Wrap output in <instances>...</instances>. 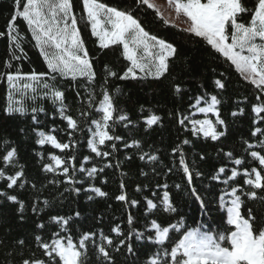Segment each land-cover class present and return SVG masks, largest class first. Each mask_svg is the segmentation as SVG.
I'll return each mask as SVG.
<instances>
[{"label":"trees","instance_id":"obj_1","mask_svg":"<svg viewBox=\"0 0 264 264\" xmlns=\"http://www.w3.org/2000/svg\"><path fill=\"white\" fill-rule=\"evenodd\" d=\"M72 2L77 27L89 52L96 78L89 82L85 78L73 81L59 75L56 77L54 83L65 93L66 114L80 121V130L73 132L71 137L76 142L75 147L61 152L50 144L42 146L37 143L39 131L48 134L55 129L51 134L62 143L69 141L68 132L72 131L67 129L66 121L57 111L59 105H54L50 98L38 97L32 100L29 92L25 97L26 111L23 114L6 113L10 89L5 73L19 72L22 77H26L33 72L48 73L49 70L22 19H17L15 23L23 37L24 54L21 55L20 50L14 48L7 35V25L13 14V0H0V32L5 33L0 36V157L13 148L17 153L14 166L6 167L0 159V168H5L7 175H14L20 170L24 173L17 186L12 189L7 188L6 179L0 178V191L16 195L24 203V210L21 212L17 203L0 197V264H23L24 260L32 259L47 260L35 237L39 235L43 241L50 243L53 232H59L61 236L71 235L74 241H78L83 233L92 232L96 234L94 239L97 243H101L102 232L113 240L112 246L105 245L112 264H148L152 254L161 247L154 239L147 238L149 235L154 236V230H150L152 219L165 224L183 222L184 228L181 232L170 233L172 240H178L184 230L200 225H204L205 229L210 226L213 231L225 230L228 227L223 223L225 213L219 209L218 201L220 190L225 186L213 180L212 176L221 166L226 168V174L221 179L230 175L233 167L241 172L243 168H260L258 161H254L249 153L260 151L264 155V150L259 146L264 136L259 133L252 135L255 127L264 130V120L254 123L258 117L252 111L253 105L264 103V95L245 81L235 67L216 53L206 41L165 23L147 5L139 3L138 0H99L108 6L131 12L146 31L172 43L177 49L175 55L168 60V72L159 79L144 75H139L136 79H119L130 66L122 55L121 45L100 48L98 39L91 33V24L87 22L83 0ZM249 19L248 15H244L242 22ZM13 54L21 58L13 59ZM108 71L116 72L117 76H109ZM216 79H221L226 87L216 88ZM23 82L27 81L22 79L19 83ZM177 85L180 92L175 90ZM104 90L113 97L115 115L124 114L128 117L126 121L117 120L112 123L110 134L121 139L101 146L102 151L111 153L106 158L97 157L91 152L87 145L90 137L86 130L88 125L85 118L80 116L81 111H87L90 113L87 118L89 121L99 118L95 109ZM205 93L217 95L221 101L218 108L226 127L218 126V129L224 130L226 135L217 141L202 135L193 136L191 125L187 121L186 126L178 123L183 116L195 112L189 105L194 103L195 97ZM89 94L95 97L92 108H88ZM22 95L23 93L16 94L14 99H21ZM257 95H261L260 101L256 99ZM32 107L44 109L43 112L35 114L39 123L32 120ZM233 112L237 115L233 116ZM153 114L160 116L161 121L149 127L145 121ZM260 115L264 116V113ZM191 118H208L215 122L212 114H207L206 117L203 113H195ZM186 139L189 143L183 144ZM133 141H137L138 146ZM248 143L254 147L248 149ZM178 145L193 175L191 187H195L204 200L205 210L201 209L200 202L191 195L190 186L179 164L180 151L173 153ZM229 151L233 153L232 159L224 155ZM51 154L66 160L68 157H75L74 161L69 162L74 165L75 170L69 166L68 174L75 183H67L68 177L60 169L55 172L44 170L45 164L53 163L50 160ZM142 155L143 160L140 159ZM86 156L90 157L88 161L84 160ZM150 156H156L157 159L151 160ZM235 158H241L244 163L241 166L234 165L232 160ZM108 164L111 167L105 166ZM81 166L86 169L96 167L98 171L89 177L86 172L80 171ZM101 168L102 172L99 171ZM197 173L200 175L197 176ZM243 180L241 175L237 177L235 184L243 185ZM21 183L23 187H19ZM121 183L124 184L123 190ZM165 184L168 186L166 189L162 187ZM178 184L180 188L176 187ZM229 184H233V181H229ZM244 187L247 191L252 190L248 186ZM92 188H100L107 195L98 196ZM122 191L127 196V202L116 199ZM164 191H169L175 212L163 210L160 200ZM257 191L258 197L255 200L241 197L245 201L242 214L247 216V210L251 209L259 219L264 217V200L260 199L264 196V191ZM148 199L157 204V209H147ZM133 200L137 201L135 206L131 204ZM45 201L48 203L45 204ZM34 205L37 209L35 212ZM129 214L133 217L132 225L128 223ZM52 216L70 218L69 224L62 230L60 225L51 220ZM39 224H44V227H37ZM117 225L122 235L112 231ZM133 229L136 231L133 232ZM137 233L143 235L138 239ZM120 240H125V244L120 245ZM128 244L132 245L133 253L127 251ZM168 245L169 242H166L165 247ZM89 257L90 264H109L91 242Z\"/></svg>","mask_w":264,"mask_h":264},{"label":"snow or ice","instance_id":"obj_2","mask_svg":"<svg viewBox=\"0 0 264 264\" xmlns=\"http://www.w3.org/2000/svg\"><path fill=\"white\" fill-rule=\"evenodd\" d=\"M138 2L147 5L149 8L154 7L149 0H138ZM168 2H174L176 12L178 14L182 12L187 17L190 26L186 30L189 33L206 41L216 53H219L226 61L230 62V65L235 67L245 81L255 86L260 94L264 95V0H204V2L202 0H168ZM83 10L86 13L87 22L91 24L92 35L99 38L100 48L108 49L113 45H122V55L130 62V66L126 68L123 75L118 77L119 79H136L138 72L145 77L153 76L159 79L168 72V60L175 55L177 49L172 43L146 31L131 12L108 6L99 0H83ZM157 15L160 14L157 13ZM244 15L250 17L247 22H242ZM17 19H22L26 23V27L31 33V39L43 56L49 72L39 74L33 72L26 77H22L19 72L15 74L5 73L10 89L6 113L23 114L26 111L25 97L29 92L32 94V100H36L38 97L50 98L54 105H59L57 111L61 118L66 121L67 129L72 131L68 132L69 141L63 143L51 134L55 129H52L48 134L39 131L37 143L42 146L50 144L61 152L70 150L75 147L76 142L71 137L73 132L80 130V121L73 118L72 115L66 114L65 93L54 82L57 75L64 79L71 78L73 81L78 78H85L91 82L96 78L93 63L89 59V52L84 46L77 27L78 22L73 12V2L72 0H13V14L7 25V35L14 48L19 49L23 55V37H21L19 27L15 23ZM164 22L168 23L167 21ZM3 35L5 33L0 32V36ZM12 58L20 59L21 56L13 54ZM108 75L117 76V73L108 71ZM221 75L223 76V74ZM22 79L27 82L19 83ZM214 83L218 89L226 87L221 79H216ZM175 90L181 91L178 85ZM20 93H23L21 99H14V96ZM77 95L80 94L77 93ZM261 95L256 96L258 101L261 100ZM94 99L95 97L89 94L88 108L93 107ZM220 103L217 95L205 93L197 96L194 103L189 105V108L194 109L195 112L183 116L178 120V123L186 126L187 121L191 125L193 136L202 135L204 138L217 141L226 135L224 130L218 129V126L226 127L225 121L220 118L218 108ZM201 104L205 106H201ZM31 111L33 122L39 123L35 114L43 112L44 109L32 107ZM95 111L99 118H92L89 121L87 118L90 113L87 111H81L80 116L85 118L88 125L86 130L90 137L87 139V145L91 152L97 157L106 158L111 153L102 151L101 146H104L106 142L121 139L119 136L110 134L109 129L112 123L117 120L126 121L128 117L124 114L115 115L114 100L107 90L102 92V99ZM252 111L258 117L254 123L258 124L264 120V116L260 115L264 113V103L253 105ZM196 112L203 113L206 117L207 114L214 115L215 122L208 118L192 119L191 116L195 115ZM232 115L235 116L237 113L233 112ZM160 121L161 117L153 114L148 116L145 122L151 127ZM258 133L264 136V130L255 127L252 135L256 136ZM133 143L138 146L137 141H133ZM188 143L187 139L183 141V144ZM259 146L264 150V140L259 142ZM112 147L115 149L114 144ZM247 147L252 149L254 145L248 143ZM177 151H180L179 145L173 149V153L175 154ZM249 154L254 161H258L260 168H243L241 172L233 167L230 169V175L221 179V176L226 174V168L221 166L212 176L213 180L225 186L220 190L218 201L219 209L225 213L223 223L228 227L223 231H213L210 226L205 229L204 225H200L184 230L178 240H172L170 233L181 232L184 228L183 222L165 224L152 219L150 230H154V236L149 235L147 238L154 239L155 243L161 247L152 254L148 264H264V217L258 219L251 209L247 210V216L242 214V205L245 201L241 197L245 196L250 200H255L258 197L257 190L264 191V174H262L264 172V155L260 151H250ZM16 155V150L13 148L0 159L6 167L14 166ZM224 155L229 159L233 157L231 151L224 153ZM89 159L88 156L84 157L85 161ZM140 159L143 160L144 156L142 155ZM149 159L156 160L157 157L150 156ZM50 160L53 163L45 164L43 166L45 171L55 172L60 169L62 174L68 177L67 183L76 182L68 175L69 166L74 169V165L69 164L75 160L74 156L68 157L66 160L61 156L51 154ZM232 163L241 166L244 160L235 158ZM179 164L190 186L191 195L200 202L201 209L205 210L204 200L196 188L191 187L193 175L182 151H180ZM105 166L111 167L110 164ZM80 171L86 172L89 177H92L98 170L96 167L86 169L81 166ZM99 171L102 172L103 168ZM23 175L22 170L16 171L14 175H7L5 168H0V178L7 180L8 189L17 186ZM196 175L199 176L200 173ZM241 175L244 177L243 185L235 184L237 177ZM229 181H233V184H229ZM23 186V183L19 185V187ZM244 186H248L252 190L247 191ZM120 187L123 190L124 184L121 183ZM162 187L166 189L168 186L165 184ZM176 187L180 188L181 186L178 184ZM91 190L101 197L107 195L100 188H92ZM137 190L139 191V188ZM0 197L17 203L19 210L23 212L24 203L19 201L16 195H9L5 191H0ZM116 199L127 202V196L123 191ZM260 199L264 200V196H261ZM44 203L47 204L48 201ZM160 203L164 211L169 213L176 211L169 191L163 192ZM131 204L135 206L137 201L133 200ZM157 207L153 200H147L148 210L157 209ZM36 210L34 205L33 211ZM76 215L78 216L79 213ZM69 219L61 216L51 217V220L60 225L62 230L64 226L69 224ZM128 223L129 225L133 223L131 214L128 216ZM257 225L260 226L257 227ZM37 227L42 229L44 224H39ZM112 231L117 235H122L119 225L114 227ZM132 231L135 232L136 230L133 229ZM95 235L92 232H85L78 241H74L71 235L61 236L59 232H53L50 243L43 241L42 237L37 235L35 239L47 260H24L23 264H90L89 242L105 261L112 264V258L105 245L112 246L113 240L101 232V243H97L94 239ZM142 235L137 233V238L139 239ZM166 242H169L167 247H165ZM21 243L23 242L21 241ZM119 244L124 245L125 240H120ZM116 250L118 251L119 248ZM127 251L133 253L131 244L127 245Z\"/></svg>","mask_w":264,"mask_h":264},{"label":"rangeland","instance_id":"obj_3","mask_svg":"<svg viewBox=\"0 0 264 264\" xmlns=\"http://www.w3.org/2000/svg\"><path fill=\"white\" fill-rule=\"evenodd\" d=\"M149 2L152 5H154V7L151 9H153L154 11L159 13L160 14L159 16L162 19H164L165 21H167L169 25L177 27L179 29H182V30L188 32L186 29L190 26V22L187 20V17L184 16L182 12L179 14L176 12L174 2L169 3L168 0H149ZM96 38L99 41V38L98 37H96ZM121 47H122V45H121ZM122 50H123V48H122ZM153 51H155V50H153ZM141 55H143V53H141ZM139 75H143V74L138 72L137 77ZM196 114H200V113L196 112Z\"/></svg>","mask_w":264,"mask_h":264}]
</instances>
